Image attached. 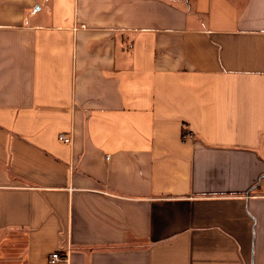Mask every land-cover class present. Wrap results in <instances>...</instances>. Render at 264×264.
I'll return each instance as SVG.
<instances>
[{
	"label": "crops",
	"instance_id": "obj_1",
	"mask_svg": "<svg viewBox=\"0 0 264 264\" xmlns=\"http://www.w3.org/2000/svg\"><path fill=\"white\" fill-rule=\"evenodd\" d=\"M55 251L264 264V0H0V264Z\"/></svg>",
	"mask_w": 264,
	"mask_h": 264
},
{
	"label": "built area",
	"instance_id": "obj_2",
	"mask_svg": "<svg viewBox=\"0 0 264 264\" xmlns=\"http://www.w3.org/2000/svg\"><path fill=\"white\" fill-rule=\"evenodd\" d=\"M189 134H191V133L185 129L184 137L189 136ZM59 139L65 143H71L72 142L71 137H69L65 134H60ZM68 260H69V255L67 253H63L61 251H55L49 257V263L50 264H58L61 261H68Z\"/></svg>",
	"mask_w": 264,
	"mask_h": 264
}]
</instances>
